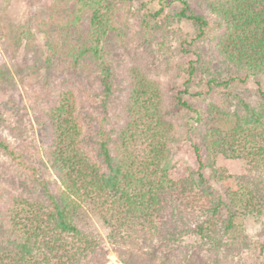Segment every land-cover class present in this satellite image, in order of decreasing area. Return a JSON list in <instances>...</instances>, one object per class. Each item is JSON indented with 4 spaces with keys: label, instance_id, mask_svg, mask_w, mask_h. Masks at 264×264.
<instances>
[{
    "label": "trees",
    "instance_id": "1",
    "mask_svg": "<svg viewBox=\"0 0 264 264\" xmlns=\"http://www.w3.org/2000/svg\"><path fill=\"white\" fill-rule=\"evenodd\" d=\"M135 2L61 0L49 19L46 64L63 81L31 108L49 137L43 158L17 152L0 118V264H107L100 236L76 223L87 207L119 264H244L264 251L245 226L264 214V90L250 100L229 91L264 79V0H148L142 13ZM183 21L190 40L174 28ZM112 33L119 53L107 49ZM157 52L195 59L171 63L162 80ZM181 111L196 133V171L165 165ZM219 156L241 161V174L217 168Z\"/></svg>",
    "mask_w": 264,
    "mask_h": 264
},
{
    "label": "rangeland",
    "instance_id": "2",
    "mask_svg": "<svg viewBox=\"0 0 264 264\" xmlns=\"http://www.w3.org/2000/svg\"><path fill=\"white\" fill-rule=\"evenodd\" d=\"M147 1L136 0L133 9H139L142 13L145 9L142 5ZM39 3H41L40 0H4L0 7V64L4 65L5 74L3 76L5 80H0V118L4 119L6 127L8 126L5 135L10 144L17 152L28 153L29 162L32 164L43 158V149L47 147L49 137L47 133L38 130L31 108L34 105L43 107L50 95L48 88L63 81L59 82L58 77L53 74L58 70L54 68L53 72L46 64V41L50 32L47 23L51 17L58 18L62 14L63 5L61 0H47L48 6H40ZM172 11H177V7L172 6ZM174 28L178 29L179 33L188 40L194 36L191 24L186 21L175 25ZM24 31L30 33L28 41L20 40L21 33ZM119 41L120 39L114 33L110 34L106 41L108 51L119 53ZM171 49L172 51L180 50L177 42H171ZM194 59L195 57L191 54L179 53L173 57L170 53L157 52L154 63L151 64L155 66L152 71L160 79L166 80L172 74L171 66L173 65L171 63H182L186 66ZM169 64H171L170 67ZM50 77L54 79V82L49 79ZM183 80L182 77L178 80L180 90L183 89ZM258 88L264 90V79L249 78L245 84L234 85L229 91L236 93L241 99L250 100L252 97H249ZM197 91L198 88L193 86L189 94L185 96L193 109L200 105L201 96L199 98L192 96ZM201 92L204 91L201 90ZM192 122L187 112L181 111L178 114V132L171 144L170 160L165 163L167 167L197 170L191 148L196 142ZM14 125L24 129L20 135L12 134L10 127ZM1 160L5 163L7 161L5 158ZM241 165L239 160L225 159L222 156L216 160L217 168L224 169L230 175H240ZM94 213L92 208H84L76 223L83 231L100 236L106 250L107 264H119L116 252L107 240L108 231ZM245 226L247 234L253 240L264 242V214L260 218L247 217ZM243 261L244 264H264V251L262 253L256 251L251 255L245 254Z\"/></svg>",
    "mask_w": 264,
    "mask_h": 264
}]
</instances>
